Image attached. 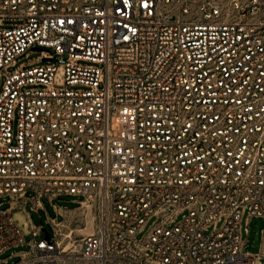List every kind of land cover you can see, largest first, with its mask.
I'll use <instances>...</instances> for the list:
<instances>
[{"label": "built area", "instance_id": "1", "mask_svg": "<svg viewBox=\"0 0 264 264\" xmlns=\"http://www.w3.org/2000/svg\"><path fill=\"white\" fill-rule=\"evenodd\" d=\"M5 19L21 23L0 27V256L264 264L240 235L243 209L264 217V0H0ZM29 47L64 60L63 86L56 64L11 69ZM58 195L94 214L79 248L64 220L27 240L13 217Z\"/></svg>", "mask_w": 264, "mask_h": 264}, {"label": "rangeland", "instance_id": "2", "mask_svg": "<svg viewBox=\"0 0 264 264\" xmlns=\"http://www.w3.org/2000/svg\"><path fill=\"white\" fill-rule=\"evenodd\" d=\"M21 23V20L17 19H5L0 25L2 28H10L17 26ZM41 51L37 49L27 48L23 53H21L17 58L15 64L11 66V69L22 67H33L38 65L46 64H56L57 71L54 77V83L56 86H63L65 80V63L64 60H59V56L50 62L40 60ZM83 64H93L101 66L98 63H92L89 61H80ZM4 83V77H0V89ZM83 197H80L82 199ZM41 201L44 205L33 207L31 202H26L20 207H16L13 210V217L17 224L21 227L27 240L39 239L44 237V232L41 235H35L33 233V225L42 231V227H46L51 233H53V226L51 223L47 222L48 218H56L58 220H63L64 216L56 211L54 205L59 209L71 210L68 215L65 216L63 224L66 227H75L76 231L73 234V244L76 248H79V239L84 235V227L88 223L87 220L91 219V215L85 214L84 209L80 208L79 202H73V196L71 195H58L54 197L51 201L47 197H42ZM13 205V201L9 200L8 197L0 198V209H5ZM170 212H173V206L169 208ZM87 215V216H86ZM183 212L177 213L169 221V226L176 225L182 219ZM95 220V219H94ZM159 220L158 216H150L146 222L143 224L142 228L137 232L136 237L142 239L146 237L151 228ZM95 223V222H94ZM222 221L218 223V227H221ZM240 235L241 240L244 242V250H250L252 252H257L264 243V217L261 216H250L247 208L243 209L242 216L240 220ZM84 226V227H83ZM95 226V225H94ZM249 226V232L246 231V227ZM83 227V228H82ZM213 225L209 226L208 233L212 230ZM29 248L28 244L12 247L6 250L0 256V264H13L22 258V255L13 256V252L22 251ZM7 259L5 262L4 260ZM70 264H93L86 261H76Z\"/></svg>", "mask_w": 264, "mask_h": 264}, {"label": "bare ground", "instance_id": "3", "mask_svg": "<svg viewBox=\"0 0 264 264\" xmlns=\"http://www.w3.org/2000/svg\"><path fill=\"white\" fill-rule=\"evenodd\" d=\"M84 212H85V214H90L91 215V219H89V220H87L88 221V223L86 224V226L84 227V229H85V231H86V229H90L89 231H91V230H93V228H94V225H95V221H94V214H93V212L91 211V209H85L84 210ZM87 216V215H86ZM82 227V228H83ZM88 231V230H87ZM86 231V232H87Z\"/></svg>", "mask_w": 264, "mask_h": 264}, {"label": "crops", "instance_id": "4", "mask_svg": "<svg viewBox=\"0 0 264 264\" xmlns=\"http://www.w3.org/2000/svg\"><path fill=\"white\" fill-rule=\"evenodd\" d=\"M69 211H71V210H67V209H64V208H62L61 209V213L63 214V216H64V218H63V220L65 219V216L66 215H68V212ZM88 230V231H87ZM90 229H86V231H84V234H87V233H89V232H92V231H94V228H93V230H91V231H89ZM23 251V250H22ZM22 251H16V252H13V256H15V255H22ZM5 261V260H4Z\"/></svg>", "mask_w": 264, "mask_h": 264}, {"label": "water", "instance_id": "5", "mask_svg": "<svg viewBox=\"0 0 264 264\" xmlns=\"http://www.w3.org/2000/svg\"><path fill=\"white\" fill-rule=\"evenodd\" d=\"M35 49H39V48H35ZM42 231L44 232V235L47 239L50 238V232L46 227H42Z\"/></svg>", "mask_w": 264, "mask_h": 264}]
</instances>
